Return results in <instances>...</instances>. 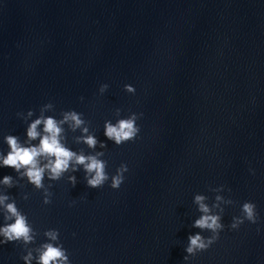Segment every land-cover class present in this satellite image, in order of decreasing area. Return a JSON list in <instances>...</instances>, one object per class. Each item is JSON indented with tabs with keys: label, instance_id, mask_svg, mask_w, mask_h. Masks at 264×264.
Here are the masks:
<instances>
[{
	"label": "water",
	"instance_id": "water-1",
	"mask_svg": "<svg viewBox=\"0 0 264 264\" xmlns=\"http://www.w3.org/2000/svg\"><path fill=\"white\" fill-rule=\"evenodd\" d=\"M66 111L85 123L62 124L61 142L85 155L103 152L109 180L89 188L76 166L55 181L46 171L36 189L0 167V179L13 181L0 184V195L33 229L29 244H0V264H24L28 252L36 264L49 242L70 264H264V0H0V156L9 151L4 137L36 145L27 126ZM131 113H142L138 136L107 140L104 122ZM82 135L95 136L96 147L78 141ZM122 163L128 170L113 189ZM196 194L219 205L214 213L224 209V227L185 260L189 235H212L192 226L201 215ZM246 201L255 203L257 222L232 229ZM4 215L0 206V226Z\"/></svg>",
	"mask_w": 264,
	"mask_h": 264
},
{
	"label": "clouds",
	"instance_id": "clouds-1",
	"mask_svg": "<svg viewBox=\"0 0 264 264\" xmlns=\"http://www.w3.org/2000/svg\"><path fill=\"white\" fill-rule=\"evenodd\" d=\"M107 84L100 85L99 92L102 94L107 89ZM124 90L128 93H134L135 89L131 85H124ZM53 108L51 103L43 105L41 110ZM120 110L117 109L116 113L119 114ZM33 113L28 111V116ZM142 116L141 114L131 113L126 118H120L115 123L111 121L104 122V136L107 140L112 141L116 145H121L124 142L134 140L139 132L140 127L137 125V120ZM71 122L73 129L81 127L85 123L82 119V114L75 111H66L63 113V119L57 120L52 116H39L33 120L26 128V137L29 141L39 138V143L36 145L22 144L16 136L8 135L4 137V141L8 146L9 151L7 154L0 156V167H11L22 178H26L27 182L33 185L36 189L43 188L44 174L49 173V180H58L62 175L71 170L77 171L76 166H81L84 171V180L89 188L102 187L106 181L109 180V175L106 172V161L100 157L104 155L103 152H96L94 155H85L82 152L77 153L67 148L61 142V133L63 131L61 125ZM43 126V134L37 131L38 126ZM83 133H87L86 127L82 128ZM78 141L83 142L89 148L94 149L98 143L93 135H82ZM100 147L105 148L106 144L100 142ZM44 163H41V161ZM127 166L121 164L111 176L110 187L113 189L119 188L124 180V175L127 171ZM68 182L75 186L77 178L74 175L68 176ZM0 184L11 188L13 186L12 177L5 175L0 179ZM223 186H220V189ZM51 193L45 191L43 203H50ZM27 197H25L26 199ZM206 197L201 194L194 195L193 202L198 206V211L201 213L199 218L193 222V227L200 230H207L212 233L209 237H204L200 232L188 236V244L185 252L188 254L184 257L185 260L188 256H194L197 252L206 250L211 244L218 239L219 232L223 229L224 225L221 223V214L224 209H220L218 213H214L212 208H217L219 205L214 203L210 208L204 201ZM226 204H231L233 201L224 199L222 196H215V201H222ZM9 201L8 195H0V206L3 207L6 215L3 216L5 223L0 226V244L9 242L22 241L24 244H29L33 241V229L29 225L26 216L18 210L15 201ZM241 214L238 217H233L230 227L237 229L241 224L247 220L255 224L258 219L256 212V205L251 201H246L241 205ZM8 221H11L10 223ZM45 236L49 241H56L58 239V231L49 229L46 231ZM38 256L36 264H70L66 250L59 244L44 243L37 249ZM24 264H31L33 256L28 252L22 257Z\"/></svg>",
	"mask_w": 264,
	"mask_h": 264
}]
</instances>
